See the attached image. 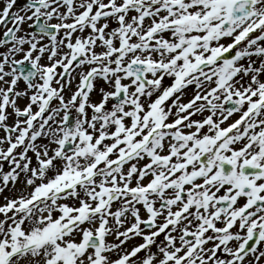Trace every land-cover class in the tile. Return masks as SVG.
<instances>
[{
  "label": "snow or ice",
  "instance_id": "1",
  "mask_svg": "<svg viewBox=\"0 0 264 264\" xmlns=\"http://www.w3.org/2000/svg\"><path fill=\"white\" fill-rule=\"evenodd\" d=\"M0 264H264V0H0Z\"/></svg>",
  "mask_w": 264,
  "mask_h": 264
}]
</instances>
